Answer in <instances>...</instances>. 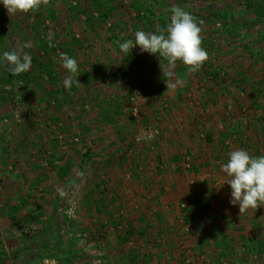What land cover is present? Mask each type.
<instances>
[{"label": "rangeland", "instance_id": "374dc122", "mask_svg": "<svg viewBox=\"0 0 264 264\" xmlns=\"http://www.w3.org/2000/svg\"><path fill=\"white\" fill-rule=\"evenodd\" d=\"M145 1L154 4V1ZM162 1H166L168 7L160 9L156 6L154 15L145 9L138 12L131 0H51L47 8L15 15H9L0 2V264H264V248L262 251L259 249L258 252L262 254L257 257L255 248L244 240L242 243L244 238L240 236L246 226L253 232L258 219L252 212L246 215L240 213L238 205L225 203L223 198L217 197V192H224L228 187L215 181L212 176L197 177L196 172L191 175L193 178L180 183L179 191L182 194L199 187V194L205 195L207 200L198 199L202 202L195 201L192 207L188 200L181 201L178 206L180 215L177 214L176 222L172 219L168 227L156 221L162 214L158 215L156 211L153 214L143 213L142 209H147V202L154 208L162 205L157 189L160 169L153 158L151 145L162 133L153 122L137 124L142 119V109L139 117H133L128 109L129 117L125 114L131 125H136V132L128 133L126 138L133 139L135 147L149 143L144 150L146 159L140 160L142 154L137 150L131 154L137 157L135 160L138 159V164L131 169L133 178L138 175L134 184L131 183L133 187L135 185L134 194L132 192L128 199L125 196L116 199L123 204L119 218H126V225L113 231L104 228L114 225L112 220L115 217L108 212L112 211V206L116 207L112 198L117 192L115 184L112 186L108 182V174L117 169L110 164L101 166L106 161L103 160L106 159L105 153L95 139L83 131L88 129L85 112L94 101L92 95L100 93L95 91L98 90L97 84L87 85L85 71L80 68L71 89L65 88L64 79L71 73L62 67L60 54H68L67 51L73 49V55L81 64L86 61V56L92 55L91 51L100 48L109 52L112 46L117 45L114 39L122 42L127 34L129 39H134V33L140 30L159 34L170 23L171 8L181 7L184 10L192 8L193 12L203 15L204 19L198 25L205 40L203 31L209 35L206 43L213 51L212 55L215 54L214 60L225 57L226 61L232 62V68L249 66L248 63L252 62L250 55L243 53L245 41H242V35L246 29L242 28L240 35L230 37L218 25L221 22L218 14L232 16L244 25L243 20L247 17H240L248 12L243 0ZM254 1L264 5V0ZM111 9H114L113 13L107 17ZM163 12L170 14L168 20L164 19L167 20L166 24L161 16ZM147 18L152 20L151 26L146 24ZM259 31L263 33L264 47V23ZM27 42H31V47L24 48V52L32 58L31 69L27 71L31 74L30 81L27 83L24 79L17 82L11 92L9 66L2 58L3 52L19 51ZM222 48H225L223 56L218 52ZM245 57L249 59L245 60ZM49 59L55 65L54 81L47 76L36 75ZM241 71L239 68L237 71L231 69L232 74L223 75L220 71V79L224 77L225 82L234 79L242 74ZM247 72L253 73L254 70L248 69ZM135 87L138 86L124 83L116 93L121 92L124 101L135 94L140 104L138 88ZM105 89L100 87L103 93ZM112 90L113 86L107 88V95L112 94ZM90 97L93 100L87 102ZM31 111L41 114L38 118L39 129H48L49 126L52 127L49 129H64L51 134L47 139L50 146H46L47 142L36 146L31 132L25 136V133L19 134L17 138L15 130H10L17 129L23 118L27 127L33 129L37 121L31 118ZM150 129H159L160 135L148 140L146 135ZM26 138H29L28 142L23 143L21 140L26 141ZM137 138L141 140L137 141ZM50 161L56 164V168L50 166ZM65 162L71 163L66 174L62 169ZM153 162L156 163L154 166ZM138 178L140 181L136 182ZM127 200L129 206L125 204ZM127 207L131 213L129 216ZM206 219V225L200 224ZM197 224L200 225L196 227ZM161 225L163 229L158 227ZM220 228H229L225 235L231 238L232 244L227 251L221 247L226 232ZM213 229L217 231L214 236H206V231L212 232ZM172 236L170 243L176 245L174 258L167 251L168 244L156 246L161 245L165 237L171 239ZM206 240H214L216 245L200 254L196 249L198 245H208ZM146 242H156V245L149 247ZM158 254H162L159 262H153ZM162 256L165 260H162Z\"/></svg>", "mask_w": 264, "mask_h": 264}, {"label": "crops", "instance_id": "0c3cea01", "mask_svg": "<svg viewBox=\"0 0 264 264\" xmlns=\"http://www.w3.org/2000/svg\"><path fill=\"white\" fill-rule=\"evenodd\" d=\"M243 3L245 4V11L248 13L240 17L242 19L247 17L243 20L245 26L243 28L246 30L242 35V41L245 43L242 44L243 53H248L252 59V62L248 63L249 66L246 65L242 68L234 66L232 68V62L226 61L225 57H216L214 60L215 54L212 55V50L208 48L206 43L209 35L207 36L204 31L206 40L203 38L205 41H203L202 47L209 53V59L195 73H190L182 62H177L175 67H172L166 58L141 52L139 47H134L127 54L121 52L119 45L129 40L128 34L124 36L126 39L122 42L120 39H114L117 45L112 46L109 52L106 49L103 51L98 48L97 52L91 51L92 55L87 54L89 58L86 56L85 62L78 63L79 68L85 71L87 85L97 84L96 89L98 90L95 91L100 93V95H92L94 101L88 105L90 109L85 112L89 125L88 129H83V131L91 139H95L101 151L103 150L105 153L106 159L103 160L106 161L101 166L110 164L111 167L113 166L112 168L116 167L117 169L112 174H108V182L112 186L115 184L114 189L117 192L114 199L112 198L116 207L112 206V211L109 212L102 209L110 213L111 216L114 215L115 220H112L114 223L117 224L120 221L117 225H120L126 218H119V214L123 212V210L120 211L123 204L121 205L116 199L120 200L124 196L128 199L132 192L134 194L135 185L133 187L132 184L138 176L135 175L136 178H133L131 174L132 166L138 164V159L135 160L137 157H132L131 154L137 150L142 154L141 157L139 156L140 160H144V158L146 159L144 157L146 155L144 153L145 147H149V143L135 147L134 140L126 138L128 133L136 132L134 129L136 125H131V122L126 119L125 114L127 117L129 115L125 101L121 98V92L116 93L124 83H132V85L138 86L135 88H138L143 115L137 124L139 125L143 121H146L147 124L153 122L154 126H157L162 133L159 139L151 144L153 158L157 162V164L153 162V166L155 163L160 169L158 170L160 175L157 177L160 185L157 189L162 205L154 208L151 203L147 202V209H142L143 213L153 214L156 211L158 215L162 214L156 220L160 224H167L168 227V223L172 222V219L176 222V215H180L178 206L181 201L188 200L191 202V207L198 199L206 202V196L199 194L201 190L198 189L199 187H194L195 189L192 190L188 187L191 191L188 190L184 194L179 191L180 183L187 182V178H193L191 175H195L197 172V177L202 175V178H211L212 176L215 181L226 185L228 188L224 192H217V197L223 198L225 203H230L231 188L230 185L226 184L228 177L222 171V165L227 162L230 152L240 149L248 151L254 157L264 155V47L262 45L263 33L259 31L263 29L264 21H258L254 11L247 8L245 0ZM247 19L248 21H246ZM253 39L254 41H252ZM90 50L86 52L89 53ZM218 52L223 56L225 48ZM246 59L249 58L245 57ZM238 68L242 69L240 72L242 74L238 77L228 79L226 82L224 77L220 79V71L222 75L225 73L232 74L231 69L237 71ZM122 69L126 71L125 76L122 75ZM248 69H253L254 72L248 73ZM102 86L106 87L104 93L100 90ZM112 86V94L107 95V88ZM92 100L90 97L87 102ZM119 110L122 111L121 114ZM39 115L41 114L32 111L30 113L31 118L33 117L37 121L33 129L27 127L23 118L17 129L10 130H15L17 138L19 134L25 133V136L31 132L33 139L36 140V146L47 142L46 146L48 147L50 145L47 139H50L51 134L64 129H49L51 126L47 127L48 129H39ZM21 138L24 137L21 136ZM25 140L22 139L21 141L23 143L28 142L29 138ZM187 153L189 154L188 157H186ZM188 161L189 163H187ZM65 164H69V162H65ZM187 173H190V176H187ZM139 181L138 178L136 182ZM148 198L152 199V197ZM125 204L129 206L130 203L127 200ZM127 210V216H129L131 214L129 213L130 209L127 207ZM251 212L258 219L253 228L254 233L246 226V229L241 231L240 236L244 238L241 240L242 243L245 241L255 248L257 251L255 254L258 257L262 254L258 252L259 249L262 251L264 248V207L257 210L249 209L244 213L246 215ZM171 215L175 218H172ZM206 223H208L207 219L200 224L206 225ZM200 224H197L196 227ZM112 226L115 227V225H111V227L106 226L104 228L113 231L115 228ZM158 227L163 229L162 225ZM222 230V232H226L225 235L229 228ZM173 232L176 240V229ZM216 232V229H213L212 232L209 230L205 234L210 238ZM228 238L226 236L223 239L224 242L221 246L226 251L232 244L231 238ZM172 239L173 236L171 239L165 237V241L163 240L161 245H156V242L154 244L146 242V245L151 247L168 244L166 245L168 246L166 247L168 248L167 251L174 258L176 245L174 242L170 243ZM216 240L220 241L219 239ZM206 241L205 243L208 245H198V249H196L197 252H201L200 254L204 253L206 248L212 249L216 245L214 240ZM161 255H156L158 257H155L153 262H159ZM162 257V260H165V257Z\"/></svg>", "mask_w": 264, "mask_h": 264}, {"label": "clouds", "instance_id": "9594fccd", "mask_svg": "<svg viewBox=\"0 0 264 264\" xmlns=\"http://www.w3.org/2000/svg\"><path fill=\"white\" fill-rule=\"evenodd\" d=\"M0 2L9 15H15L35 13L42 7L50 6L51 0H0ZM170 11V23L166 29H161L159 34L136 31L134 39L119 45L120 50L127 54L134 47H139L141 52L166 58L172 67H175L178 61L182 62L190 73H195L209 59V53L202 47V29L193 15L183 8L172 7ZM27 47H31V42L25 43L19 51L13 49L3 52L2 58L13 76L31 69V55L24 52V48ZM60 60L62 67L71 73L64 79V87L71 89L74 77L79 72L78 62L67 53H61ZM222 171L228 177L226 184L231 188L230 204L238 205L240 213L264 207V155L254 157L246 150L232 151L227 162L222 165Z\"/></svg>", "mask_w": 264, "mask_h": 264}, {"label": "trees", "instance_id": "16d2710c", "mask_svg": "<svg viewBox=\"0 0 264 264\" xmlns=\"http://www.w3.org/2000/svg\"><path fill=\"white\" fill-rule=\"evenodd\" d=\"M131 1H132V3H131L132 6L134 8H136L138 12H140V10H142V9H145V10H147L150 13V15H154V13H155V9L154 8L156 6L160 7V9L168 7L167 6V2L166 1H162V0H151V1H154V4L152 2H150L151 4L149 2L147 3L145 0H131ZM245 1H246L247 8L249 10H253L254 11V13L257 16L258 21H264V5L263 4H259V3H255L253 0H245ZM113 10L114 9H111L110 11H108L107 17H110V15L113 13ZM185 11L189 12L190 14H192L193 17L195 18V20L198 21L199 23H200V21H202L204 19L203 15H200V14H198L196 12H193L192 8L191 9H185ZM162 14L163 15H161V16H163V20L167 19L168 17H170V14H166V12H163ZM217 17H218L219 20H221V22H219L218 25L221 28H223V30L230 37L240 35L242 28L245 27L243 24L238 23L232 16L228 17L227 15L218 14ZM138 18H140V16ZM139 20H142V19H139ZM143 20H145V19H143ZM167 20H164L163 22L166 24ZM145 22H146V24L148 26H151V24H152V20L149 19V18H147L145 20ZM67 52H68V55L71 58L76 59L75 56L73 55V49H70V51H67ZM51 61L52 60L49 59L48 64H45V65H43L42 67L39 68V72H36V75L38 77L47 76V77H49V79L51 81L55 80V77H54V75H55V65L53 63H51ZM122 70H123L122 75L125 76L126 75V71H125V69H122ZM30 77H31V74L29 72H26L24 75H17V76H13L10 73L9 74V80L12 83V87H11L12 91L11 92H13V88H15V84L17 82H20V81L25 79V82L28 83L30 81V79H29ZM125 106H126V104H125ZM119 112H120V114L122 113L121 110H119ZM119 112H116V113L119 114ZM109 120H111V119H109ZM113 120L115 121L114 118H113ZM94 156H96V154ZM50 166H52L53 168H56V164L54 162H52V161H50ZM69 167H70L69 164H65V167L62 168L64 170V174H66V172L69 169ZM64 174H60V176L64 175ZM197 202H202V201L201 200H197ZM123 221L124 222H122L120 225H117L116 223H114L115 229L120 228L122 226H125L126 225L125 221H127V220L124 219ZM129 228L131 229L132 227H129ZM127 233H128V231H127ZM122 241H124V240H122Z\"/></svg>", "mask_w": 264, "mask_h": 264}, {"label": "built area", "instance_id": "2783aa9c", "mask_svg": "<svg viewBox=\"0 0 264 264\" xmlns=\"http://www.w3.org/2000/svg\"><path fill=\"white\" fill-rule=\"evenodd\" d=\"M125 102H126V106H127L129 113L133 117H139L141 114V107H140V104L138 103L136 95L135 94L129 95L126 98ZM159 135H160L159 129H150L147 132L146 138L148 140H153L154 138H156ZM136 140L140 141L141 139L137 138Z\"/></svg>", "mask_w": 264, "mask_h": 264}]
</instances>
